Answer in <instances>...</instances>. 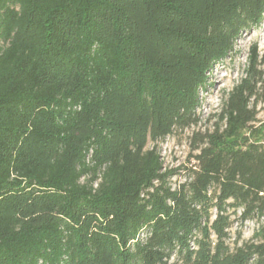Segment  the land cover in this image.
Listing matches in <instances>:
<instances>
[{
	"label": "trees",
	"instance_id": "16d2710c",
	"mask_svg": "<svg viewBox=\"0 0 264 264\" xmlns=\"http://www.w3.org/2000/svg\"><path fill=\"white\" fill-rule=\"evenodd\" d=\"M264 0H0V264H264L256 49L173 185L159 143ZM263 221L232 236L234 217Z\"/></svg>",
	"mask_w": 264,
	"mask_h": 264
},
{
	"label": "rangeland",
	"instance_id": "374dc122",
	"mask_svg": "<svg viewBox=\"0 0 264 264\" xmlns=\"http://www.w3.org/2000/svg\"><path fill=\"white\" fill-rule=\"evenodd\" d=\"M256 49L263 61L258 70L261 72L258 81V97L253 99L258 112L257 119L264 122V18L258 27L243 34L236 42L235 51L220 62L209 74L207 87L200 93V107L197 111L198 123L190 129L167 137L159 143V152L165 169H178L179 175L174 177L172 183L176 186L184 178V167L191 166L189 160L197 152L193 149V137L196 133L204 134L212 131L219 123V114L230 92L242 79L246 77L250 56ZM232 236L242 235V239L252 238L255 230L263 219L242 222L238 216L234 217Z\"/></svg>",
	"mask_w": 264,
	"mask_h": 264
}]
</instances>
